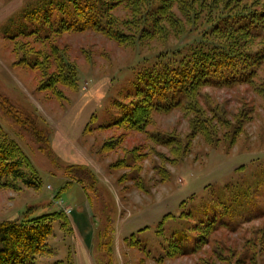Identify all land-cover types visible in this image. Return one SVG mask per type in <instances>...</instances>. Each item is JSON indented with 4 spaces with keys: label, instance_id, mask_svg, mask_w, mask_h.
I'll return each mask as SVG.
<instances>
[{
    "label": "rangeland",
    "instance_id": "rangeland-1",
    "mask_svg": "<svg viewBox=\"0 0 264 264\" xmlns=\"http://www.w3.org/2000/svg\"><path fill=\"white\" fill-rule=\"evenodd\" d=\"M39 1L45 9L49 0H0V96L8 98L25 121L19 127L0 106V127L19 143L43 182L40 190L0 185V222L16 219L28 209L40 215L62 211L68 217L73 208L81 212L92 204L90 216L98 224L97 260L103 264L109 258L111 264H264V183L256 196L258 205H230L233 215L225 219L226 224H217L208 236L199 232L200 218L216 208L224 209L226 186L248 184L253 173L264 170V94L260 93H264V63L257 68L253 85L201 90L202 108H219L231 131L239 128L234 141L228 137L207 143L194 134L193 115L178 109L152 114L144 133L126 126L101 129L100 125L121 115L117 106L129 102L139 69L154 63L161 53L200 40L208 24L187 27L166 42L128 47L94 31L51 34L52 39L46 40L18 36L14 42L10 37L17 34L20 23L30 28L33 22L23 18L24 11ZM123 12L120 8L112 15L122 17ZM53 14L60 18L57 10ZM41 24L35 22L39 34ZM46 29L43 35L48 34ZM60 53L79 72L76 90L58 87L62 101L42 89L50 76V86L58 83ZM27 118L47 132L51 145L56 130L86 160L73 155L71 159L53 146L51 156L42 153ZM212 121L218 130L227 129L228 125ZM164 136L180 140L179 146L188 151L177 155ZM107 141L112 145L110 152L103 150ZM77 160L85 165L70 164ZM121 160L128 166L113 167ZM70 166L75 177L85 172L77 166L87 167L96 182L75 181L67 174ZM71 231L56 221L48 241L54 252L40 257L38 264L72 261ZM100 232L113 238L111 254L98 248L99 243L107 244ZM172 245L177 253L178 245L184 246V253L168 255Z\"/></svg>",
    "mask_w": 264,
    "mask_h": 264
},
{
    "label": "trees",
    "instance_id": "trees-1",
    "mask_svg": "<svg viewBox=\"0 0 264 264\" xmlns=\"http://www.w3.org/2000/svg\"><path fill=\"white\" fill-rule=\"evenodd\" d=\"M42 7L39 1L24 11L23 18L33 19V22L30 28L28 24L20 23L17 34L10 37L14 42L18 36L37 35L46 40L60 33L94 31L128 47L150 41L166 42L173 33L180 36L187 27L202 28L207 23L208 28L201 33L200 40H194L176 51L161 53L154 63L139 69L129 102L117 106L121 115L114 122L99 127L126 126L144 133L152 114L178 109L193 115L194 134H199L207 143L216 144V141L228 137L234 141L239 128L231 131L227 118L219 108L205 111L200 103L201 90L209 86L220 88L254 84L257 68L264 63V0H49L46 8ZM120 8L124 9L122 17L112 15ZM55 10L60 18L54 16ZM36 21L42 22L39 27L41 34L46 29L44 25H48L47 35L36 32ZM59 56V85L50 86L53 79L50 76L44 81L42 89L46 88L53 97L62 101V90L58 87L76 90L79 72L77 65L75 67L70 60L66 61V56L62 53ZM260 93L264 94L263 91ZM0 106L19 127L25 126L21 112L9 104L8 98L0 96ZM207 113L213 114L214 118ZM93 119H96V114ZM212 119L228 125L227 129L219 131ZM27 121L30 124L28 129L40 143L39 150L51 156L53 153L47 132L35 126L33 119L27 118ZM163 141L173 145V152L177 155L188 151L179 146L180 140L172 136H164ZM104 144L103 150L110 152V141ZM123 161H118L113 167H127V162ZM71 167L67 174L75 181L89 185L96 182L93 172L87 167L77 166L85 171L78 177L72 175ZM157 169L162 177V170L160 167ZM263 183L264 170L253 173L248 184L234 185L233 188L226 186L224 191L228 193V200L225 205L221 203L224 209L216 208L212 214L199 219L200 235L208 236L217 224H226L225 219L233 215L230 205L247 204L252 208L258 205L256 196L259 197V188ZM0 185L13 190L24 186L34 190L43 187L42 178L29 157L1 127ZM56 221H60L67 232L71 230L70 221L62 211L40 215L28 209L16 219L0 222V264H38L40 257L53 253L48 241L54 235ZM108 231L114 233V229ZM101 238L107 240V244L104 247L105 242L102 246L99 243L98 248L111 254L113 238H108V232L102 233ZM171 247L168 255L184 253V246L178 245V253L176 245ZM68 264L73 263L70 260ZM104 264H111L110 258Z\"/></svg>",
    "mask_w": 264,
    "mask_h": 264
},
{
    "label": "crops",
    "instance_id": "crops-1",
    "mask_svg": "<svg viewBox=\"0 0 264 264\" xmlns=\"http://www.w3.org/2000/svg\"><path fill=\"white\" fill-rule=\"evenodd\" d=\"M51 147H56L58 150L63 151L71 159V155H73V157L75 156L76 158L82 161L85 159V157L81 156V154H78L80 152L77 153V151H74V147H71L70 143H68V139L65 140L61 136H58V131L56 130L54 133ZM70 164L85 165L84 162H80L78 160L76 161V163L72 162ZM91 212L92 204L90 205V210L83 208V211L81 212L73 208L72 213L68 216L72 227L71 234L73 235V264H103L102 262H99L97 260V246L95 244V226H98V224L92 221L93 219L90 216L92 215Z\"/></svg>",
    "mask_w": 264,
    "mask_h": 264
}]
</instances>
